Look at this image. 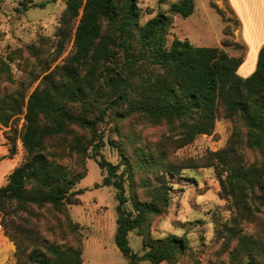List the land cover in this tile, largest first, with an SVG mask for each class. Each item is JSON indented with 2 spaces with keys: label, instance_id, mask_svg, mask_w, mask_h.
Masks as SVG:
<instances>
[{
  "label": "trees",
  "instance_id": "1",
  "mask_svg": "<svg viewBox=\"0 0 264 264\" xmlns=\"http://www.w3.org/2000/svg\"><path fill=\"white\" fill-rule=\"evenodd\" d=\"M167 1L158 0L159 4ZM193 11V0H178L168 13L140 24L137 0H66L61 28L79 18L73 54L55 72L46 74L27 97L26 89L0 96L2 127L13 123L25 108L20 137L25 160L0 188V212L4 213L5 207H12L13 214L31 207L66 212L67 206L80 203L77 196L82 190L75 186L86 176L85 161L92 159L106 173L100 186L116 191L114 243L128 264H171L188 250L184 236L143 237L147 222L163 216L169 207L167 177L188 166L167 162L142 145L134 146L132 160L121 155V165H114L101 155L105 146L101 124L106 117L136 119L152 126L165 124L175 133L179 149L199 135H210L222 109L228 118L242 120L246 146L264 154V47L258 53L255 72L243 79L237 74L242 59L221 48L198 47L180 39L169 43L173 16L187 18ZM64 34L61 32L56 42L57 57L64 48ZM25 49L34 53L33 46ZM21 52H12L7 62H0V75L11 76L10 64L21 58ZM57 140L66 142L68 154L77 157V170L56 162L51 150ZM210 159L206 166L215 167L220 196L236 213L233 222L261 213L264 161L246 164L232 146L210 153ZM137 173L143 198L135 187ZM226 231L229 240H235L230 264L264 260V239L234 226ZM132 234L143 237L141 255L130 247ZM15 244V264L83 261L80 246L41 239L23 255Z\"/></svg>",
  "mask_w": 264,
  "mask_h": 264
},
{
  "label": "rangeland",
  "instance_id": "2",
  "mask_svg": "<svg viewBox=\"0 0 264 264\" xmlns=\"http://www.w3.org/2000/svg\"><path fill=\"white\" fill-rule=\"evenodd\" d=\"M177 1L159 4L158 0H137L141 9L140 24L160 13H168L170 5ZM193 1L192 15L187 18L173 16L168 42L187 39L194 46L221 48L229 56L242 59L244 64L237 74L243 79L249 78L255 72L257 59L252 63L247 47L239 37V24L226 1ZM42 3L44 7L40 6ZM65 3L66 0H0V62H7L10 53L22 50L21 58L10 64L11 76L0 75V96L15 89H26L27 97L46 74L55 72L73 54L79 18L65 29L61 28ZM63 31L64 48L57 57L56 42ZM26 46H33L34 53L28 52ZM24 112L25 108L8 127L0 126V188L25 160L20 141ZM101 129L105 141L101 155L114 165H121V155L131 159L134 146L142 145L156 151L167 162L188 166L178 175L167 177L169 207L163 216L150 219L143 232L145 239L169 235L186 238L188 250L171 264H230L229 253L235 240H229L226 229L233 226L264 239V207H261V213L234 223L236 213L220 196L215 167L206 166L211 160L210 153L227 146H232L237 158L246 164L264 161V154L246 146V128L238 117L228 118L220 109L210 135H199L179 149L175 145V133H171L165 124L152 126L136 119L118 121L106 117ZM52 145L56 162L72 170L78 169V159L68 154L66 142L57 140ZM13 146L14 154L11 155ZM85 168L86 176L75 186V190H82L77 196L80 203L67 206L66 212L36 207L14 214L12 207H5L4 213L0 212V264L16 263L15 243L26 255L41 239L80 246L82 264H128L114 243L116 191L113 187L100 186L106 173L94 160L87 159ZM135 179L136 191L143 198L138 173ZM127 208L131 209V205L127 204ZM143 237L138 234L129 237L130 247L139 255L143 253ZM258 264H264V260H259Z\"/></svg>",
  "mask_w": 264,
  "mask_h": 264
},
{
  "label": "crops",
  "instance_id": "3",
  "mask_svg": "<svg viewBox=\"0 0 264 264\" xmlns=\"http://www.w3.org/2000/svg\"><path fill=\"white\" fill-rule=\"evenodd\" d=\"M225 1L239 24V37L243 39L252 63H255L260 49L264 47V0Z\"/></svg>",
  "mask_w": 264,
  "mask_h": 264
}]
</instances>
